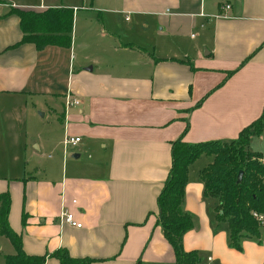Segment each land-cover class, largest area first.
<instances>
[{"label": "crops", "instance_id": "0c3cea01", "mask_svg": "<svg viewBox=\"0 0 264 264\" xmlns=\"http://www.w3.org/2000/svg\"><path fill=\"white\" fill-rule=\"evenodd\" d=\"M16 7L72 9L70 44L21 41ZM66 94L79 103L66 106ZM2 96L19 99L0 107L24 110L15 118L25 134L45 118L44 133L26 139L56 152L0 178L27 253H46L44 264H61L51 255L60 247L90 264H174L157 221L172 141L230 140L263 111L264 0H0ZM66 135L80 140L64 145ZM212 159L202 153L188 166L183 248L196 264H264V224L232 246L217 199L204 193L200 170ZM62 202L81 226L60 221Z\"/></svg>", "mask_w": 264, "mask_h": 264}, {"label": "trees", "instance_id": "16d2710c", "mask_svg": "<svg viewBox=\"0 0 264 264\" xmlns=\"http://www.w3.org/2000/svg\"><path fill=\"white\" fill-rule=\"evenodd\" d=\"M20 17L23 31L21 41L35 42L37 48L48 43L68 46L72 24V9L48 7L43 10L14 8ZM264 124V108L259 116L242 127L238 135L230 140L210 139L189 142L182 135L172 141L171 166L158 195V217L164 236L172 245L176 261L174 264H196L195 250H185L183 233L192 225L191 214L183 209L184 188L189 164L200 154H212L213 159L200 170L204 193L217 199L216 217L229 226V243L241 247L243 235L259 236L261 226L253 211L264 212V162L261 152L251 150L248 145L252 134H261ZM186 123L185 129L187 128ZM254 127V129H252ZM239 170L241 178L237 179ZM11 197L8 190L0 191V233L5 234L14 247L6 255L8 264H44L46 253H27L23 249L21 233L9 223ZM26 213L21 216L25 224ZM61 264H90L91 257L72 256L65 247L51 252Z\"/></svg>", "mask_w": 264, "mask_h": 264}, {"label": "rangeland", "instance_id": "374dc122", "mask_svg": "<svg viewBox=\"0 0 264 264\" xmlns=\"http://www.w3.org/2000/svg\"><path fill=\"white\" fill-rule=\"evenodd\" d=\"M11 98L19 101L17 97L8 96H2L0 100H9ZM10 107L11 109L0 107V178L7 180L17 175H23L29 170H34V163L44 166L50 159L49 154L53 155L52 157L56 155L51 145L36 150L35 141H33L31 146L30 140L26 139V137L30 139V135L34 136L38 133H44L38 122L42 119L45 120V118H39L36 122L30 121L28 123L30 127L29 134H25L24 123L15 118L17 115L23 116L24 110L18 105L16 108ZM22 110L23 113L21 112ZM25 143H27V146ZM249 148L258 150L264 155V129L261 135L255 134L251 137ZM13 252L14 248L10 239L5 234L0 233V264H8L6 255Z\"/></svg>", "mask_w": 264, "mask_h": 264}, {"label": "built area", "instance_id": "2783aa9c", "mask_svg": "<svg viewBox=\"0 0 264 264\" xmlns=\"http://www.w3.org/2000/svg\"><path fill=\"white\" fill-rule=\"evenodd\" d=\"M230 5L228 3H225L221 6V8H228ZM227 15L225 12H218L215 14V16H225ZM79 103V98L75 97V96H71L70 94H66L65 97V105L69 106L71 104H76ZM80 140V136L75 135V136H69L66 135L64 138V145H75L77 144V142ZM260 160L262 162H264V156H261ZM72 201L75 202L76 199L72 198ZM253 214L258 218V220L260 221L261 225L264 224V212H256L253 211ZM59 219L60 221H64L70 225L73 226H81L82 222L80 220H78L74 214L73 211H71L66 205H64V203L62 202L61 204V208H60V212H59Z\"/></svg>", "mask_w": 264, "mask_h": 264}, {"label": "water", "instance_id": "95a60500", "mask_svg": "<svg viewBox=\"0 0 264 264\" xmlns=\"http://www.w3.org/2000/svg\"><path fill=\"white\" fill-rule=\"evenodd\" d=\"M241 174H242V170H239L238 174H237V179L239 180L241 178Z\"/></svg>", "mask_w": 264, "mask_h": 264}]
</instances>
